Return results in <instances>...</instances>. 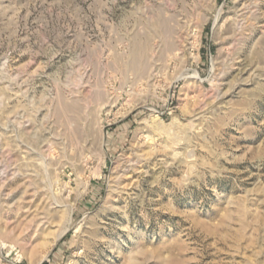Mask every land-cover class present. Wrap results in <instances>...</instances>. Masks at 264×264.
<instances>
[{
  "label": "rangeland",
  "instance_id": "374dc122",
  "mask_svg": "<svg viewBox=\"0 0 264 264\" xmlns=\"http://www.w3.org/2000/svg\"><path fill=\"white\" fill-rule=\"evenodd\" d=\"M0 264H264V0H0Z\"/></svg>",
  "mask_w": 264,
  "mask_h": 264
},
{
  "label": "bare ground",
  "instance_id": "6f19581e",
  "mask_svg": "<svg viewBox=\"0 0 264 264\" xmlns=\"http://www.w3.org/2000/svg\"><path fill=\"white\" fill-rule=\"evenodd\" d=\"M239 7H237V10H236V12H235V16H236V22H237V19L239 20V19H241L240 21H238L239 23L240 22H244V23H247L249 20H248V17L245 15V11L247 10V6L246 5H244L243 4V6H242V8H239ZM249 13L250 14H252L253 12L250 10V8H249ZM238 23V24H239ZM243 27L241 26V29H242ZM237 29V28H236ZM236 29H234V32H235V34L236 35H238L237 34V30ZM243 30V29H242ZM149 31V30H148ZM155 31H156V28H155ZM158 31V30H157ZM239 31V30H238ZM150 32V31H149ZM148 34H150V33H148ZM159 34V33H158ZM154 35V34H153ZM164 35V34H163ZM148 36V35H147ZM140 37V36H139ZM154 37H156L155 35H154ZM187 37V36H186ZM136 38V37H135ZM148 39H151V38H148ZM135 40V39H134ZM133 40V41H134ZM143 40V39H142ZM147 40V39H146ZM153 40V39H152ZM135 41H137V40H135ZM138 41H140V40H138ZM161 41V40H160ZM187 41V40H186ZM147 42V41H146ZM146 42H144V43H146ZM149 42V41H148ZM152 42V41H151ZM158 42V41H157ZM141 43V41L138 43V42H134V48H133V51H132V54H131V63L130 62H128V61H130V60H128L127 62L129 63H127L128 65H131V66H133L134 68H136V69H142V67L144 68V66H143V64L142 63H144V62H142L143 61V59H144V56L146 55V46H144V44L142 45V44H140ZM154 43V42H153ZM151 44V43H150ZM147 45V44H146ZM148 46H149V44H148ZM152 46H154V44L152 45ZM162 49V48H161ZM151 50V49H150ZM152 51V50H151ZM148 54H150V53H148ZM149 57V56H148ZM145 64V63H144ZM127 65V66H128ZM130 67V66H129ZM129 67H128V69H129ZM147 67V66H146ZM131 68V67H130ZM214 69H215V66H214ZM131 70V69H130ZM135 71V70H134ZM140 71V70H139ZM138 71V72H139ZM140 72H142V71H140ZM137 74V73H136ZM152 75V74H151ZM154 77V76H153ZM152 77V78H153ZM180 78L181 79H194V80H196V82H200L201 81V78L199 77V75L198 74H195V75H191V76H189L188 75V73H184V74H182L181 76H180ZM106 94V93H105ZM104 94V95H105ZM114 98V97H113ZM106 104V103H105ZM73 106V105H72ZM69 108H70V106H69ZM76 108V107H75ZM68 109V108H67ZM64 110H65V108H64ZM71 111V110H70ZM69 111V112H70ZM74 111V110H73ZM72 112V111H71ZM63 115H65V113H63ZM200 115V114H199ZM198 116V115H197ZM196 116V117H197ZM155 125V124H154ZM180 124L176 121V120H174V121H172V123L170 124V125H162V130L163 131H165V129L166 130H168V127H170L171 129L172 128H174V133L176 134V137H177V139H178V137L180 136V134L182 133V131H184V130H181V128H180ZM184 129V128H183ZM173 130V129H172ZM186 131V130H185ZM182 134H184V133H182ZM189 134V133H188ZM171 135H174V134H171ZM175 136V135H174ZM183 136V135H182ZM187 136V135H186ZM181 138V137H180ZM175 139V138H174ZM176 139V140H177ZM175 140V141H176ZM172 144H173V142H172ZM179 146V145H178ZM146 156V155H145ZM184 157H186V156H184ZM184 159V158H183ZM129 162V161H128ZM121 164H123V163H121ZM129 165V164H128ZM119 167V166H118ZM116 173V172H115ZM114 174V173H113ZM119 174V173H118ZM115 176V175H114ZM119 178L120 177H118L117 179L119 180ZM112 179H113V177H112ZM117 179H113V180H117ZM119 182V181H118ZM117 183V182H116ZM121 184V183H120ZM119 184V185H120ZM117 185V184H116ZM116 185L114 186V187H116ZM112 187V186H111ZM110 187V188H111ZM113 188V187H112ZM111 188V189H112ZM113 189H115V188H113ZM115 191V190H114ZM111 192V191H110ZM110 194V193H109ZM111 195V194H110ZM60 207V206H59ZM67 210V209H66ZM66 210H63L64 212H63V217H66V216H68V226L67 227H64L63 229H61L60 230V232L58 233V234H55L56 236H55V240L53 241V244H52V246H50L51 248H49V250L50 251H52V249L54 248V246L56 245V243L67 233V231H68V228L71 226V224H72V213H73V210H74V208H73V206H71V208H69V212L68 211H66ZM40 216V215H39ZM47 216V215H46ZM47 218H49V217H47ZM43 219V218H42ZM45 219V218H44ZM43 219V220H44ZM47 220V219H46ZM51 222V221H50ZM41 223H43V222H41ZM52 223V222H51ZM45 224V223H44ZM55 228H57V227H55ZM59 229H60V227H59ZM58 229V230H59ZM39 231V230H38ZM57 232V231H56ZM45 252V251H44ZM48 253L49 252H47L46 253V259H47V255H48ZM44 257V258H45Z\"/></svg>",
  "mask_w": 264,
  "mask_h": 264
}]
</instances>
